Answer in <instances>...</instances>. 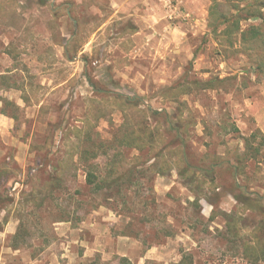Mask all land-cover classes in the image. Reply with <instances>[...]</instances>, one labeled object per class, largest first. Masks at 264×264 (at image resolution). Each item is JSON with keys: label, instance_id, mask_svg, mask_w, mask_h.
Instances as JSON below:
<instances>
[{"label": "rangeland", "instance_id": "obj_1", "mask_svg": "<svg viewBox=\"0 0 264 264\" xmlns=\"http://www.w3.org/2000/svg\"><path fill=\"white\" fill-rule=\"evenodd\" d=\"M135 2L143 10L119 13L113 0H0V99L16 106L0 100L6 112L0 114V194L7 203L0 210V264H120L122 257L132 264H178L186 254L192 264H252L229 236L225 215L242 217L245 236L262 217L242 212L233 198L242 179L235 181L225 165L216 169L217 188L205 189L204 198L175 171L138 178L122 195L90 196L87 169L76 156L67 160L73 130H83L90 115L88 99L100 98L101 90L135 94L143 106L171 114L159 98L164 89L229 79L182 97L196 119L189 130L191 162L242 151L243 139L256 131L264 136V75L246 74L248 58L212 33V0H167L154 11ZM121 123L122 114L108 109L94 129L109 154ZM165 128L177 144L176 132ZM262 151L247 163L254 197L264 194ZM122 154L131 159L139 153ZM62 162L61 185L51 194L33 192ZM90 163L104 175L106 157Z\"/></svg>", "mask_w": 264, "mask_h": 264}, {"label": "trees", "instance_id": "obj_2", "mask_svg": "<svg viewBox=\"0 0 264 264\" xmlns=\"http://www.w3.org/2000/svg\"><path fill=\"white\" fill-rule=\"evenodd\" d=\"M208 26L212 33L222 38L225 48L228 50L236 48L248 58L249 67L245 69L246 74L253 72L256 76L264 75V0H212ZM6 53L12 54L9 49ZM228 80L212 78L205 82L184 81L164 89L160 92L159 98L162 104L171 106L173 109L171 114L143 106L141 99L135 94L126 96L101 90L100 98L95 94L88 99L90 115L85 120L83 130L78 127L73 130L76 140L72 142V153L70 151L66 155L67 160H73L76 156L78 162L87 169L86 186L90 196L114 192L122 195L138 184V178H146L148 174L164 176L175 171L190 191L204 198L205 189L214 191L217 188L216 169L225 165L230 169L235 181L238 178L242 179V183H238L237 186L238 193L233 196L242 212L252 211L262 217L250 234L245 236L241 226L242 217L231 212L225 215L227 231L229 236L240 243L244 259L252 264H264V194H255L254 197V194L249 192V187L254 182L246 172L249 161L261 158L264 136H259L256 131L243 139L242 151L231 152L229 156L207 153L194 163L191 162L187 151L189 130L196 126V119L182 97L195 90L217 89L219 84ZM0 100L4 106L8 104L10 108L16 110L13 103ZM22 100L26 106L32 103L27 93H23ZM108 109L110 112L118 111L122 114V123L109 144L110 151L112 148L115 150L112 154L108 152L106 147L108 144L100 140L98 133H94L98 122L108 114ZM0 114L6 115V112L0 111ZM162 115H165L167 120L163 121ZM166 126L168 130L176 132L179 138L177 144L170 143L166 138L164 134ZM91 142L93 146H84L85 143ZM123 149L134 150L139 154L128 159L122 154ZM143 155H146L147 159H144ZM99 156L107 158L104 175L100 177L92 170L93 166L90 163ZM64 163H59L53 169L48 183L36 187L33 192L38 190L41 194H51L59 187ZM40 197H35L31 201L37 204ZM4 198V195L0 194V210L7 206ZM191 260V256L186 254L178 264H192ZM119 262L132 264L125 257L120 258Z\"/></svg>", "mask_w": 264, "mask_h": 264}, {"label": "crops", "instance_id": "obj_3", "mask_svg": "<svg viewBox=\"0 0 264 264\" xmlns=\"http://www.w3.org/2000/svg\"><path fill=\"white\" fill-rule=\"evenodd\" d=\"M136 0H113V6L115 7V8H117V10H118V12L120 13L123 9H129L131 12L132 11H134V13H135V11L138 9V8H140V7H138V6H136V2H135ZM166 1L167 0H141V2H143V4L145 5V6H148V9H149V7H152V6H154L153 7V11L154 10H156V8L158 9V7H159V4H163V2H164V4H166ZM178 1V3L180 4V5H184V4H186L187 3V0H177ZM186 6V5H185ZM187 7V6H186ZM140 9H142L143 10V8H140ZM127 13H129V14H131L130 12H127ZM66 15H69L68 14V12H67V14ZM129 22V21H128ZM129 24H131V25H133L132 23H129ZM135 28H137L138 26H137V24L136 25H133ZM127 28V27H126ZM125 28V29H126ZM71 41V39L68 41V43H67V45L68 46H66V49H64L63 48V50H64V54H67V48L69 47V43H71L70 42ZM83 41H84V39H83ZM85 43H86V41H85ZM138 46V45H137ZM80 49V48H79ZM137 49V48H136ZM80 52H82V50L80 51Z\"/></svg>", "mask_w": 264, "mask_h": 264}]
</instances>
